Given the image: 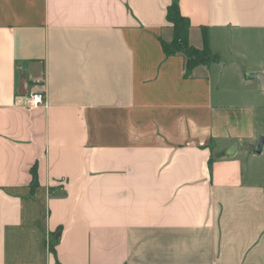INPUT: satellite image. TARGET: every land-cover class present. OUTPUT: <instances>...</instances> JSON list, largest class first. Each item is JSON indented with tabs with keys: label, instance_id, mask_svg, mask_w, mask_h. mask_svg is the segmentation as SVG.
I'll return each instance as SVG.
<instances>
[{
	"label": "crops",
	"instance_id": "0c3cea01",
	"mask_svg": "<svg viewBox=\"0 0 264 264\" xmlns=\"http://www.w3.org/2000/svg\"><path fill=\"white\" fill-rule=\"evenodd\" d=\"M173 1L0 0V264H264V91L214 80L264 0H179L187 77Z\"/></svg>",
	"mask_w": 264,
	"mask_h": 264
},
{
	"label": "rangeland",
	"instance_id": "374dc122",
	"mask_svg": "<svg viewBox=\"0 0 264 264\" xmlns=\"http://www.w3.org/2000/svg\"><path fill=\"white\" fill-rule=\"evenodd\" d=\"M215 46L227 61V66H218L215 73L214 80L219 89L242 95L248 91H258L261 87L264 91V77L254 74V71L264 69V32L251 31L242 37L233 35L228 41L218 39Z\"/></svg>",
	"mask_w": 264,
	"mask_h": 264
},
{
	"label": "trees",
	"instance_id": "16d2710c",
	"mask_svg": "<svg viewBox=\"0 0 264 264\" xmlns=\"http://www.w3.org/2000/svg\"><path fill=\"white\" fill-rule=\"evenodd\" d=\"M166 18L173 26L174 37L169 42L163 41V50L168 56L174 54L184 56L186 77L191 76L193 69L198 65L219 63L220 57L214 54L210 49L207 33L204 36L203 47L196 48L190 44L188 37L190 22L188 18L182 14L179 0H174L167 7ZM35 186V184L32 185V187ZM57 240L58 238H54L51 243V249L54 252Z\"/></svg>",
	"mask_w": 264,
	"mask_h": 264
},
{
	"label": "water",
	"instance_id": "95a60500",
	"mask_svg": "<svg viewBox=\"0 0 264 264\" xmlns=\"http://www.w3.org/2000/svg\"><path fill=\"white\" fill-rule=\"evenodd\" d=\"M239 143L234 141L231 146L223 150L224 156H234L238 150ZM264 150V134H261L257 138L256 148L254 150L255 154L260 155Z\"/></svg>",
	"mask_w": 264,
	"mask_h": 264
},
{
	"label": "built area",
	"instance_id": "2783aa9c",
	"mask_svg": "<svg viewBox=\"0 0 264 264\" xmlns=\"http://www.w3.org/2000/svg\"><path fill=\"white\" fill-rule=\"evenodd\" d=\"M44 95L42 92L32 93L30 96V103L34 107H38L44 103Z\"/></svg>",
	"mask_w": 264,
	"mask_h": 264
}]
</instances>
